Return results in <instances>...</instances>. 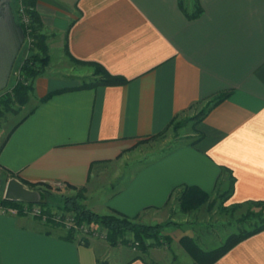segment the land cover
Here are the masks:
<instances>
[{
  "label": "crops",
  "instance_id": "crops-1",
  "mask_svg": "<svg viewBox=\"0 0 264 264\" xmlns=\"http://www.w3.org/2000/svg\"><path fill=\"white\" fill-rule=\"evenodd\" d=\"M34 10L50 60L32 80L29 111L10 129L8 112L0 114V177L27 188L84 187L86 197L107 189L103 211L85 207L138 220L164 209L182 185L214 194L220 178L218 190L233 178L227 202L264 201V0H36ZM56 48L82 70L71 82L52 69ZM81 62H97L128 81L79 88L92 73ZM83 68L90 70L84 75ZM225 91L191 122V133L157 157L124 165L138 143ZM122 162V169L115 164ZM106 163L112 171L104 182ZM61 205L60 198L46 208ZM1 206L11 207L0 204V264H119L108 241L68 240L61 229ZM152 252L120 264H160ZM213 264H264V230Z\"/></svg>",
  "mask_w": 264,
  "mask_h": 264
},
{
  "label": "trees",
  "instance_id": "trees-1",
  "mask_svg": "<svg viewBox=\"0 0 264 264\" xmlns=\"http://www.w3.org/2000/svg\"><path fill=\"white\" fill-rule=\"evenodd\" d=\"M23 2L25 3V5L33 7V9L30 11V15L32 18V47L28 51V54L22 58L18 66L20 69V75L18 78H14V81L10 86L11 92L5 93V95L0 99V114L9 111L12 112V110L15 109V105L23 106L29 101V94L32 91V80L45 71L50 60L48 55V47L46 44V36L39 31L38 17L34 10L36 0H23ZM16 4L17 0H12L11 8L15 20L18 22L16 16ZM190 16H194V14ZM21 27L23 31H25L22 25ZM81 63L90 66L92 68V73L91 78L89 80L83 81L79 88L121 85L128 81L125 77L121 75L111 74L101 64L97 62ZM53 93L54 92L48 93L41 99V101L48 99ZM227 96V91L215 94L207 103L202 106V108L199 109L196 115L191 116L192 118L190 117L191 119H193L194 124H196L205 115L206 111L210 107V103H212V105L217 104ZM169 125H171L172 129L176 130L177 128L182 127L184 123L179 120L173 121ZM163 132H160L156 136L161 135ZM223 183V178H220L217 182V190L218 187L220 188L223 185ZM27 185L31 189H41L43 191L47 188H51L50 185L41 184L39 182H31L27 183ZM225 186L226 187L222 189L218 195V197L222 199V202H225L232 192L233 178H231ZM67 187L73 188L70 186ZM56 190L58 189L56 188ZM176 191L179 194L178 202L179 208L182 212L195 210L205 203L209 205L208 199L210 194L195 185H182L179 189H176L174 192ZM48 194L51 193L48 192ZM61 198L62 210L74 211L80 220H86L88 222L102 224L108 231L107 241L111 246H117L118 244L133 246L132 243L136 241L137 248L140 253L137 254L135 258H143L148 254L147 251L150 247L160 245L163 239L166 241L169 240V236L162 234L163 226L161 224L140 222L137 216L129 217L114 209H111L108 213L101 214L85 207V205L80 202V200L84 198V187L77 188L75 194L66 195L61 193ZM48 202V199L41 197L37 204H40V206L46 208ZM23 203L24 202L22 201H13L2 197L0 198V204L15 206L17 208H20ZM244 203L247 204V208L240 219L247 224V227H243L240 230L229 234L225 238V240L218 246L211 249H206L203 248L198 242V240L193 236L183 235L179 238V245L190 256L194 264H213L238 242L255 233L264 230V201H248ZM239 206H241V204L237 203L232 204L230 206L231 208L226 206L223 207L224 209L235 210V208ZM46 209L50 210L48 208ZM47 224L61 229L60 227L54 224ZM61 230L64 232L62 235H60L63 238L68 240L77 239V236L74 232L64 231L63 229ZM128 235L132 237V240L128 239ZM78 240L84 244L87 243L86 238H79ZM97 264H106V262L97 261Z\"/></svg>",
  "mask_w": 264,
  "mask_h": 264
},
{
  "label": "rangeland",
  "instance_id": "rangeland-1",
  "mask_svg": "<svg viewBox=\"0 0 264 264\" xmlns=\"http://www.w3.org/2000/svg\"><path fill=\"white\" fill-rule=\"evenodd\" d=\"M26 49L27 48H24V45L20 48V51L18 52L14 61V67L11 70L6 87H10L12 85L15 78V72L17 70L20 72L18 66L22 58L26 55ZM50 56L52 69L61 73V80L71 82L73 79L77 78L76 76L82 73V70L79 72V67L72 65L69 61H67V59H65L61 50H59L58 48L52 49L50 52ZM89 68H83L84 75L86 73V69L92 70V68ZM90 78V73H87L86 76H83L81 78V81H86ZM32 103L33 99H31L29 103L27 102L23 106L15 105V113L12 114V112H8L6 114V116H8V128L17 123L29 111ZM200 108H202V106ZM200 108H198V111ZM198 111L195 112L194 115H196ZM190 117L191 116H185V118L181 120V122L184 123L182 127H179L176 130L172 128L167 129L161 135L148 139L145 142L138 143V146L135 148V150L129 153V156L127 158L128 164H124L123 162L115 164H120L119 168L122 169L123 166L121 164L127 165L128 167L130 165H136L137 163L143 162L146 159L150 160L153 157L159 156V154L163 150L168 149L169 146L177 141V139L183 137V135L185 134L192 132L193 128L191 127V122L193 121V119H191L192 117ZM8 128H5V130ZM127 167H125V169H127ZM101 168L103 169L102 171L107 175L104 176V182H106V180L110 179L111 177L110 174L112 171V164L106 163ZM3 182H5V179H3ZM56 188L57 187L55 186H51L50 189H45L46 191L40 189V193H43L41 194V197L48 199L49 202L57 201V199L60 200V190L63 191V189L60 187L57 188L58 190H56ZM221 190L222 189L217 190L214 194H210L208 199L209 205L205 203L199 206L197 209L188 212H182L180 210L178 202L179 194L176 191L171 195L169 202L164 209H161L159 211H152V213L146 216H142L139 220L140 222L161 224L163 226L162 234L169 236L168 241L163 239L160 245L150 247L147 251V255H149V252L151 250L153 251L152 253H157L158 257L160 258L159 260L161 261L160 264H194L190 256L183 250L179 243H177L181 236H193L198 240L203 248L211 249L222 243L229 234L236 232L243 227H247V224L240 219L242 214L246 211L247 204L239 203L241 204V206L236 207L235 210L224 209L223 206L231 208L230 206L232 204L227 202V200L226 202H222V199L218 197ZM76 191L77 189H75L74 193H69L65 190L63 192L66 195H70L75 194ZM106 191L107 189L102 193L98 190V192L92 193L89 197H86V192L84 189V198H82L80 202L82 204L86 203L89 206L95 205L94 207L97 211H103V203L105 200ZM48 192H50L51 194H48ZM55 211L57 210L55 209ZM127 237L128 239L132 240V237H130V235H128ZM104 241H107V238L104 239ZM106 244L108 245V254L111 255V257L116 256L113 259H117L116 262L119 264L124 262L132 255L140 253L137 247L133 249L132 246L122 244H118L117 246H111L108 242Z\"/></svg>",
  "mask_w": 264,
  "mask_h": 264
},
{
  "label": "built area",
  "instance_id": "built-area-1",
  "mask_svg": "<svg viewBox=\"0 0 264 264\" xmlns=\"http://www.w3.org/2000/svg\"><path fill=\"white\" fill-rule=\"evenodd\" d=\"M31 8L23 2V0H17L16 4V16L18 19V23L22 25L25 29L23 31L24 34V40L22 43V46L24 45V48L26 47V55L28 54V51L32 47V18L30 15ZM21 46V47H22ZM15 78H18L20 75V72L17 70L15 72ZM11 92L10 87H5L3 90L0 91V99L5 95V93ZM55 187L57 188H63L64 184L62 183H55ZM47 210L46 208L40 206L37 203L28 204L27 202H24L20 208L17 207H3L1 206V211H9L14 214H23L26 216L34 217L41 221L42 223H51L54 224L64 231H71L76 234V236H79L80 238H86V239H101L104 240L108 236L107 229L99 223H92L88 222L86 220H80L77 216V214L71 210ZM133 249L137 247V242L134 241L133 243Z\"/></svg>",
  "mask_w": 264,
  "mask_h": 264
},
{
  "label": "water",
  "instance_id": "water-1",
  "mask_svg": "<svg viewBox=\"0 0 264 264\" xmlns=\"http://www.w3.org/2000/svg\"><path fill=\"white\" fill-rule=\"evenodd\" d=\"M12 0H0V91L8 83L16 56L24 40L23 29L15 20L11 8ZM3 198L27 203H38V191L25 187L20 181L11 178L3 182L0 177Z\"/></svg>",
  "mask_w": 264,
  "mask_h": 264
}]
</instances>
